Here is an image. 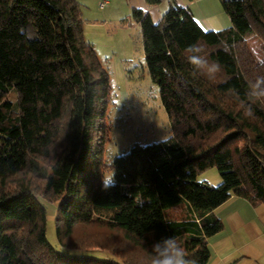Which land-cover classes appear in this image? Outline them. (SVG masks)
<instances>
[{
    "label": "trees",
    "instance_id": "trees-1",
    "mask_svg": "<svg viewBox=\"0 0 264 264\" xmlns=\"http://www.w3.org/2000/svg\"><path fill=\"white\" fill-rule=\"evenodd\" d=\"M221 2L232 23L223 31L176 4L158 23L132 10L172 135L131 146L105 177L98 133L110 77L85 39L78 1L0 0V264H150L153 244L172 236L189 260L209 264L208 240L223 230L213 212L232 197L264 205V96L252 92L264 88V45L249 46L264 41V0ZM192 44L220 65L214 78L187 62ZM211 168L216 187L199 179ZM41 196L57 203L62 247L76 226L100 223L141 257L56 252Z\"/></svg>",
    "mask_w": 264,
    "mask_h": 264
},
{
    "label": "rangeland",
    "instance_id": "rangeland-1",
    "mask_svg": "<svg viewBox=\"0 0 264 264\" xmlns=\"http://www.w3.org/2000/svg\"><path fill=\"white\" fill-rule=\"evenodd\" d=\"M84 23V36L110 77L111 91L105 118L99 119L98 139L104 138L103 174L113 158L126 153L131 146L151 145L169 139L172 135L168 115L162 105L160 90L151 80L146 64L141 27L127 11L124 0H77ZM189 3V0H184ZM191 11L198 23L210 31H223L232 26L221 0H193ZM256 53L264 41L254 36L249 39ZM14 100V97H10ZM100 129V130H101ZM99 143V142H98ZM112 175V173H111ZM200 180L212 186L221 182L216 168L199 175ZM40 187L38 181H34ZM47 211V239L56 252L68 257L97 256L122 250L139 259L141 253L131 248L123 233L100 223L80 224L62 247L57 235V203L40 197ZM51 200V201H50ZM102 249V250H101ZM103 251V252H101ZM109 251V252H108Z\"/></svg>",
    "mask_w": 264,
    "mask_h": 264
},
{
    "label": "crops",
    "instance_id": "crops-1",
    "mask_svg": "<svg viewBox=\"0 0 264 264\" xmlns=\"http://www.w3.org/2000/svg\"><path fill=\"white\" fill-rule=\"evenodd\" d=\"M124 1L127 11L145 10L155 23L172 4L191 10L193 3V0L189 3L161 0L160 4L150 5L147 0ZM213 214L222 221L223 230L208 240L211 250L209 264H264V205L255 206L246 199L232 197Z\"/></svg>",
    "mask_w": 264,
    "mask_h": 264
},
{
    "label": "clouds",
    "instance_id": "clouds-1",
    "mask_svg": "<svg viewBox=\"0 0 264 264\" xmlns=\"http://www.w3.org/2000/svg\"><path fill=\"white\" fill-rule=\"evenodd\" d=\"M186 60L195 68L201 69L209 78H214L220 71V65L209 62L203 46L198 44L189 45L185 49ZM256 96H264V88L257 85L252 89ZM150 264H195V261L186 257L184 248L175 236L163 238L152 246Z\"/></svg>",
    "mask_w": 264,
    "mask_h": 264
},
{
    "label": "built area",
    "instance_id": "built-area-1",
    "mask_svg": "<svg viewBox=\"0 0 264 264\" xmlns=\"http://www.w3.org/2000/svg\"><path fill=\"white\" fill-rule=\"evenodd\" d=\"M109 3V0H104L101 4V8L106 7V5Z\"/></svg>",
    "mask_w": 264,
    "mask_h": 264
}]
</instances>
